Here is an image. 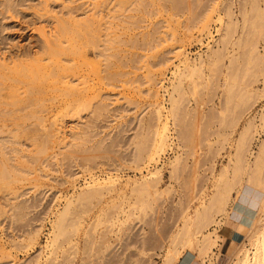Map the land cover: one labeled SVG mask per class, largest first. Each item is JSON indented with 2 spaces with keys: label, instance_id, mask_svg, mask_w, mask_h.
I'll use <instances>...</instances> for the list:
<instances>
[{
  "label": "rangeland",
  "instance_id": "1",
  "mask_svg": "<svg viewBox=\"0 0 264 264\" xmlns=\"http://www.w3.org/2000/svg\"><path fill=\"white\" fill-rule=\"evenodd\" d=\"M227 1L0 0V264H163L176 230L193 214L202 194L212 191V179L232 156L244 124L255 118L257 129L247 152V158L254 160L264 140L260 119L264 63L255 65L257 69L251 63L250 70L240 61L239 94L257 91L251 109L245 108V96L240 95L231 107L233 112L224 116L220 111L227 56L242 50L234 46L242 35L241 12L247 11L250 23L264 24V0L256 5L254 0H230L237 29L225 49L223 70L204 68L193 90L190 81L183 82V112H178L181 117L177 114L181 127L174 128L170 120L174 144L157 163L144 164L141 170L135 164L139 143L144 137L152 139L151 106L156 100L164 102L169 116L168 92L175 81V67L184 55L190 60L201 54L206 58L208 45L220 38L221 20L225 19L222 7ZM208 7L212 11L207 29L188 32L187 22ZM254 45L263 56L264 36H258ZM30 72L36 75L34 82L28 77ZM247 81L253 85H243ZM231 113L240 114V119ZM182 128L185 135L192 132L186 140L191 139L190 150L177 139L176 131ZM175 155H182L184 162L172 178ZM158 167L163 174L156 186L159 194L155 189L142 196L132 192L129 182ZM109 174L121 179L118 191L94 200L77 197L85 182L92 177L102 181ZM263 194L257 190L254 195L259 200ZM70 200L74 204L64 223L67 231L51 250L46 245L52 223ZM241 200L251 204L249 196L240 195L238 204ZM217 219L220 223L213 226L221 238L207 258L202 259L196 250H184L174 264L189 256V264L235 262L233 249L249 244L247 234H237L226 216ZM71 220L80 223L79 229L83 224L82 228L70 229Z\"/></svg>",
  "mask_w": 264,
  "mask_h": 264
},
{
  "label": "bare ground",
  "instance_id": "2",
  "mask_svg": "<svg viewBox=\"0 0 264 264\" xmlns=\"http://www.w3.org/2000/svg\"><path fill=\"white\" fill-rule=\"evenodd\" d=\"M254 1H255V5H256V3L259 2V0H254ZM177 5H178V3H177ZM232 5H233V2L228 0L224 4V7H222L223 8L222 11L224 13L225 19L221 20L222 25H221V29H220L221 32L219 33L220 38L214 40V45L213 44L208 45L209 51L206 54V58L201 56L202 55L201 54L197 59L190 60L187 55H184L183 58H181L179 61L180 64L175 67V71L173 72V74L175 76V81L171 82V86H170L172 91L168 92L169 90H167L168 96H170L169 102H171L170 103L171 108H169V116H168V114L166 115L167 112H166V107L164 105V102L156 100L155 103L151 106V107H154L153 108L154 109V111H153L154 112V118L153 119L155 121V123H153V130L150 128L152 130L151 131L152 133H150L152 136V139L150 137L149 138L144 137V139H142V141L139 143L138 152H137L136 161H135L137 169H140L141 166L144 164H148V166H149V164L157 163L158 160L161 158V156L165 153L166 149L174 144L173 140L170 139V130H171L170 128H172L170 125V120L172 119V122H173L172 125L174 126V128L175 127L176 128L181 127V125H180L181 121H179V125H178V120H180L178 118V115L180 114L179 117H181L182 114L178 113V112H183V110H182L183 109L182 108L183 107V101H184L183 99L185 97L184 96L185 95V88L183 87L184 86L183 82L185 80H187V82L190 81V84L192 85L191 89L193 90V88H195L197 86V83H195V79L202 77L204 70H205L204 68L207 67L208 71H210V72H214V71L220 70V69L223 70L221 63H222V61L224 62V60L226 59L225 58V56H226L225 49L228 48L227 46L230 45V42H233L234 34L236 33V29H237V27H236L237 22L234 21V17H233L234 12L232 9ZM210 7H212V6H210ZM210 7H208V8H210ZM252 7H253V4H252ZM257 7H258V5H257ZM208 8H206L207 12H205V10H206L205 9L202 13H200V14L198 13V15L195 13L196 16L193 14L195 17H193L192 20H189L185 26V28L188 32H190L192 29L194 30L197 28L198 29L202 28L201 29L202 31L203 30L205 31V29H207V27L209 26V22L211 20L210 12L212 11L211 8L209 10H208ZM240 11H241V9H240ZM241 13L243 14V21H242L243 26H242V33H241L242 35H240L239 38L234 42V44H235L234 46H236L237 49L239 48V50L240 49H242V50H240L241 51L240 53H238L239 52V50H238V52H237L238 54H231L230 55L228 53L229 55L227 56L229 63H228V65H226L224 67L225 71L223 72L225 74V76H224L225 77V83L223 85L224 102H222L223 106H222L221 111H220L222 115L226 112H230V111L233 112L232 109L234 108L235 99L237 97H239L240 95H242V94H239L240 89H241L239 87V85H240L239 84V77H240L239 74L240 73H238V71L241 70V69H239L241 67L240 61L244 60V62L248 64V68H250L249 65H251V63H253L254 66H252V67H255L256 69H257V66H260V64L264 63V55L260 56L258 54V50H257L256 46L254 45V41L256 40V38L258 36H260V37L262 35L264 36V24L261 23L262 21L259 23V25H257V22H255V21L250 23L249 22L250 18L248 19L247 11L244 10ZM260 17H261V15H260ZM260 20H262V19H260ZM187 31H185V32H187ZM59 52H61V51H59ZM59 55H61V54L59 53ZM223 58H225V59H223ZM47 61H49V60H47ZM255 65H257V66H255ZM223 66H224V64H223ZM50 68H52V67H50ZM251 68H250V70H251ZM31 70H33V69H31ZM54 70H55V68H54ZM222 70H220V71H222ZM258 70H259V67H258ZM258 70H255V71L258 72ZM260 71H261L260 73L262 74L261 69H260ZM38 73L40 75V72H38ZM254 75H256V73ZM254 75H252V76H254ZM28 77L31 78L32 82H34L37 79V78H35L36 75L34 72H30L28 74ZM45 77H47V76H45ZM250 79H251V76H250ZM75 80H77V79H75ZM80 80H78V82H81ZM251 81H253V80H251ZM69 82H70V80H69ZM247 83H248V81H247ZM247 83L245 82V84H243V83L242 84L247 86V87H251V85H253L252 84L253 82L251 83V85H250V83H248L250 86ZM247 87L245 89H247ZM236 88L239 89V91H237ZM65 92H66V90H65ZM236 93H238L239 95H237ZM256 95H257V91H254L253 89H248L245 91L244 95H242V98H243V96H245L244 97L245 101L243 102L245 108L246 107L249 108L251 106L249 104H250V102H252V100L254 102ZM67 96L69 97V95H67ZM239 99H241V98H239ZM236 105H237V103L235 104V106ZM231 107H232V109H231ZM251 107H250V109H251ZM248 108H246V109H248ZM179 109H180V111H178ZM244 109L242 108V111ZM244 111H243V113H245ZM231 114L233 115L234 113H231ZM237 114L235 113V115H233V116H236L235 119L238 120L240 114H238V115ZM224 116H225V114H224ZM221 118H224V117L221 116ZM235 119H233V121ZM260 119L262 122H264V111L261 113ZM222 121L226 122V118H225V120H222ZM255 128H256L255 118L254 119H248L246 121V123L244 124L242 130L239 133V137H238V140L236 142L232 156L229 158L227 164L223 165L222 168L219 170V173H218V175H216L217 177L215 178V180L212 179L214 181V183L212 184V187H213V189H211L212 191L210 193H206V191L203 193V190H202V192H200L201 194L202 193L203 194L200 197V202H199L198 206L195 208L193 214H190V215L188 214L186 216V218H184L185 220H183L184 223H183L182 227L179 230H176L177 232H175V234L173 235L171 243L174 245L171 248H169V250H167L165 259L163 260L164 261L163 264H174L178 259H180L181 256H183L182 253L184 250H189L190 252L192 251L193 253L195 252L194 250H196L198 252V255L200 257H202V259L207 258L209 252L216 246L219 239L221 238V236L217 234V231H215L217 226L215 227V225L213 226V224L220 223L221 219L218 220L217 217L222 216V215L226 216V222L228 224L235 226L237 234H241L242 236L245 237L243 232H246V234H247L246 239L249 242L248 245L243 244L242 246H239L240 249H235V248L233 249V253H235V256H234L235 262L233 264H264V194L262 195L261 199H259V200L254 195L257 190H262V192L264 193V177H262V175L264 174V140L260 144L258 151H257V154L254 156V160H250L249 158H247V152H249V147H248L249 142H251V139H253V137L251 138V136L253 135V131L257 129V128L255 129ZM178 130L179 129H177V131L175 130L178 133L177 139H180L179 141H181V143H183V144L187 143L188 144V145L186 144L187 148H188V146H191L190 145L191 139H189V142H187L186 140H188L187 137L191 138L190 133H192V132H190V131H192V130L189 131L190 133H187L188 135H185L186 132H185V130H183V128L180 131H178ZM45 132H47V131H45ZM58 132H60V131H58ZM67 132H68V130H67ZM45 134H47V133H45ZM229 134H231V133H229ZM64 136H65V134H64ZM171 140H172V142H170ZM179 141H178V143H180ZM65 142L66 141L64 140V144H65ZM66 143H68V142H66ZM45 144H47V143H45ZM48 145H50V144H48ZM48 145H47V147H48ZM176 145H177V148L178 147L181 148L180 145H178V144H176ZM186 146L184 145V147L183 146L182 147L185 148ZM189 148H191V147H189ZM43 151H44V149H43ZM185 152H183V153H185ZM39 153H40V151H39ZM44 155H45V153H44ZM51 155H52V153H51ZM84 161H87V160L84 159ZM182 161H183L182 155L181 156L175 155L174 160L171 161L172 170L170 171V173H171L170 176H172L175 172H178V168L181 166ZM178 165H179V167H178ZM180 169H181V167H180ZM161 171H162L161 168L159 169V167H158L157 169H153L152 171L148 170V174L145 176L143 175L139 179H136V178H135V180L133 179L131 182H129L130 183L129 185H132V189H131L132 192L142 196V195H149L150 190L155 189V193L157 194L158 192L156 190V186L159 182H161L160 180H161L162 175H163L161 173ZM193 174H194V171H193ZM245 175L247 176L246 180L244 179ZM5 176L6 175H3L4 178H5ZM16 177H18V175ZM4 178H1V180ZM172 178H173V176H172ZM127 180H129V179H127ZM120 181H121V179L117 175L115 176L113 174L107 175L102 181H100L97 178L92 177V179L90 181L85 182V186L83 188H81V192L79 193V195L77 197L78 198L86 197L85 200H89V198H91V199H93V198L96 199L97 197L101 198L103 195L105 196L106 193L108 194V193H112L113 191H118V189H119L118 184L120 183ZM7 185H9V184H7ZM204 188H209V187H204ZM240 195L249 196L250 201H251V204H249L250 208H252V210L256 209L255 213L253 211H250L252 214L249 215L250 219L248 220V222H245V221L234 222V218L240 217V215H239L240 212L238 213V211H239L238 210L239 209L238 197ZM87 197H89V198H87ZM73 198H71V199L73 200ZM197 199H195V200H197ZM72 200L68 201L67 205L64 207V210L59 212V214H57V216L55 215L56 219L52 223V232H51V236H50L51 239L48 242L49 244L46 245V246H51V250L55 246H57V244L60 242L59 241L60 236L63 235V232L66 230V226L64 225V223L67 221V219H69L67 216H69L71 206H72V204H74L73 203L74 200L73 201ZM82 202H83V199H82ZM79 203H81V202H79ZM142 205H144V204H142ZM72 208H73V206H72ZM230 209H231V212H229ZM76 213H77V211H76ZM120 214H121V211H120ZM72 215H74V214L72 213ZM128 217H129V215H128ZM71 218H72V216H71ZM76 219H77V217H76ZM76 219L75 220L73 219V220L77 221ZM107 221L109 222V220H107ZM95 222H96V220H95ZM71 223L72 224H70V229H74V230L79 229L80 223L73 224L74 223L73 221ZM82 225H81V228H82ZM210 226H212V228L213 227L214 228L209 229ZM68 227H69V225H68ZM88 230H92V229H88ZM91 233H92V231H91ZM89 236H90V233H89ZM171 243H170V245H171ZM61 244H62V242H61ZM178 245L180 246V248L178 247ZM74 247H75V245H74ZM109 250H110V248H109ZM51 253H52V251H51ZM37 256H39V255H37ZM199 256H198V258H200ZM191 258H192L191 256L185 257L180 264H189L191 261L190 260ZM210 259H213V258H210ZM67 262H68V260H67ZM63 263H65V262H63ZM203 263L205 264V260L203 261ZM35 264H39V263L36 262Z\"/></svg>",
  "mask_w": 264,
  "mask_h": 264
},
{
  "label": "crops",
  "instance_id": "3",
  "mask_svg": "<svg viewBox=\"0 0 264 264\" xmlns=\"http://www.w3.org/2000/svg\"><path fill=\"white\" fill-rule=\"evenodd\" d=\"M249 205L247 204L246 205V202H244V201H242L241 200V204H239V211H238V213H239V215H240V217L239 218H234V222H240V221H245V222H248V220L250 219V217H249V215L250 214H252L250 211L252 210V208L250 209L249 207H248ZM249 209H248V208ZM243 213V214H242ZM245 213V214H244ZM242 217V218H241ZM241 219V220H240ZM236 220V221H235ZM247 224V223H246ZM229 227H232V226H230L229 225ZM225 239H228L229 238V234L227 233L225 236Z\"/></svg>",
  "mask_w": 264,
  "mask_h": 264
}]
</instances>
